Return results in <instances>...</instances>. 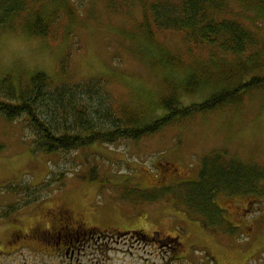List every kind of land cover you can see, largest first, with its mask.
<instances>
[{"label":"rangeland","instance_id":"1","mask_svg":"<svg viewBox=\"0 0 264 264\" xmlns=\"http://www.w3.org/2000/svg\"><path fill=\"white\" fill-rule=\"evenodd\" d=\"M149 1L145 0L147 4ZM263 1L244 0L231 6V17L261 37L254 48L258 52L264 50ZM29 8L50 22L47 37L26 31L30 18L0 29V78L11 76L16 85L28 82L38 72L58 85L101 79L109 83V90L122 108H130L148 120L163 113L159 100L177 87L187 72L196 69L200 74L207 66L203 57H192L178 39L149 34L138 5L130 13L127 7L119 13L122 15H108L102 3L94 0H30ZM162 52L184 63L176 74L177 82L164 68ZM260 56L248 58L249 62L244 60L240 66L226 60L228 66L223 70H244L246 73H240L247 77L255 60L259 66L256 71L264 78V53ZM62 63L66 64L65 70ZM212 73L217 76L213 69ZM204 88L208 90L207 85H198L193 94L182 91L183 103L203 101ZM191 118L140 141L96 144L76 152L45 155L33 152L31 136L21 121L8 122L0 116V190L28 185L40 189L41 198L47 196L20 209L26 194L15 197L0 193V211L11 213L0 220V264H67L64 255L55 258L56 244L48 241L46 234L51 231V220L61 215L62 209L69 212L72 222L95 235H116L114 230H157L170 237L180 236L184 246L199 248L193 254L199 264L207 262L202 250L214 253L219 264H264L261 190L243 199L217 197L231 222L239 213L235 208L251 202V216L243 220L242 228L225 235L210 233L198 222L190 221L172 198L137 211L124 200L115 199L120 185L151 189L159 181L175 187L196 181L201 159L214 151L227 152L245 164L264 166V88L247 92L237 104L226 103ZM50 183L52 187H44ZM12 207L15 210L10 211ZM54 234L58 236V231ZM65 240L61 235L59 243ZM111 245L116 246L114 240ZM116 255L115 264H136L122 254Z\"/></svg>","mask_w":264,"mask_h":264},{"label":"trees","instance_id":"2","mask_svg":"<svg viewBox=\"0 0 264 264\" xmlns=\"http://www.w3.org/2000/svg\"><path fill=\"white\" fill-rule=\"evenodd\" d=\"M94 1L101 2L108 15H122L119 13H124L127 7L129 12L136 5L140 6L149 34L178 39L192 57H203L207 66H203L200 74L196 69L187 72L177 86L179 90L174 87L159 100L163 113L148 120L130 108H122L109 90V83L101 79L58 85L45 73L38 72L28 82L16 85L11 76H4L0 78V116L8 122H22L31 136L33 152L53 155L76 152L96 144L112 146L122 141H140L168 125L213 112L226 103L237 104L247 92L264 88V78L256 71L259 66L255 60L251 64L255 67L249 69L247 77L240 73L244 70H223L228 66L226 60L240 66L244 60L249 62L248 58L253 60L264 53V50L254 49L261 43V37L231 17L232 4L244 0H150L149 4L145 0ZM29 4L30 0H0V29L8 28L21 18H30L26 31L47 37L50 22L34 14ZM246 53L247 60L244 59ZM162 54L166 60L164 68L177 82L176 74L184 63L168 53ZM61 68L65 70L66 64L62 63ZM212 69L217 76L212 75ZM198 85L208 86V90H203L206 98L199 103L184 104L182 91L193 94ZM162 183L156 182L154 186L157 187L151 189L117 186L115 199L124 200L130 208L138 210L172 198L190 221L198 222L210 233L225 235L235 228H232L233 222L226 219L227 210L218 204L217 197L243 199L260 190L264 194V166L245 164L227 152L214 151L201 159L196 181L176 187ZM1 192L15 197L26 194L27 199L20 209L22 205L27 208L47 198H41L40 189L28 185H10ZM7 213L0 211V220L11 216Z\"/></svg>","mask_w":264,"mask_h":264},{"label":"flooded vegetation","instance_id":"3","mask_svg":"<svg viewBox=\"0 0 264 264\" xmlns=\"http://www.w3.org/2000/svg\"><path fill=\"white\" fill-rule=\"evenodd\" d=\"M235 209L239 213L236 214L235 221H232L234 224L232 228L239 230L242 228L243 220L251 216V202H247L245 207ZM184 214L188 217L183 212ZM51 222V231L46 229L48 230L46 234L50 237L48 241L56 244L53 249L56 253L55 258L64 255L63 258L67 264H71L68 261L75 264H115L116 254L135 260L136 264H199L197 259H193V254L199 252V248L195 245L184 246L180 242V236L170 237L157 230L127 232L114 229L116 235L105 234L108 237H104L102 233L95 235L93 231L85 229L82 224L72 222L69 212L65 209H62L61 215L58 214ZM54 230L58 231V236L52 235ZM61 235L66 240L59 243ZM237 238L239 237L233 239ZM113 240L116 244L114 247L111 245ZM201 252L205 256L206 264H219L214 253L206 250Z\"/></svg>","mask_w":264,"mask_h":264},{"label":"bare ground","instance_id":"4","mask_svg":"<svg viewBox=\"0 0 264 264\" xmlns=\"http://www.w3.org/2000/svg\"><path fill=\"white\" fill-rule=\"evenodd\" d=\"M127 144H128V143H127ZM141 209H142V208H141ZM138 210H140V209H138ZM149 210H150V209H149ZM149 210H148V211H149ZM136 211H137V210H136ZM139 212H141V211H139ZM144 218H145V217H144ZM91 248H92V247H91Z\"/></svg>","mask_w":264,"mask_h":264}]
</instances>
